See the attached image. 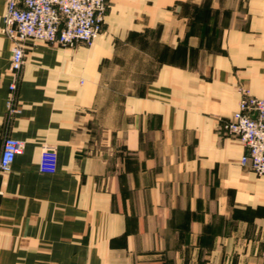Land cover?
I'll use <instances>...</instances> for the list:
<instances>
[{"label": "crops", "instance_id": "crops-1", "mask_svg": "<svg viewBox=\"0 0 264 264\" xmlns=\"http://www.w3.org/2000/svg\"><path fill=\"white\" fill-rule=\"evenodd\" d=\"M0 264H264V176L225 129L264 97V0H108L87 46L1 32ZM44 145L57 169L39 170Z\"/></svg>", "mask_w": 264, "mask_h": 264}, {"label": "built area", "instance_id": "built-area-1", "mask_svg": "<svg viewBox=\"0 0 264 264\" xmlns=\"http://www.w3.org/2000/svg\"><path fill=\"white\" fill-rule=\"evenodd\" d=\"M1 32L11 43L10 93L7 107L10 113L20 110L15 104L19 72L25 63L26 44L40 40L60 46L83 43L92 46L103 31L108 0H4ZM225 129L239 138L245 147L241 158L259 176H264V97L243 91L238 108ZM22 140L6 137L0 159V172L11 169L17 155L24 151ZM57 149L44 145L39 156V170L57 169Z\"/></svg>", "mask_w": 264, "mask_h": 264}]
</instances>
